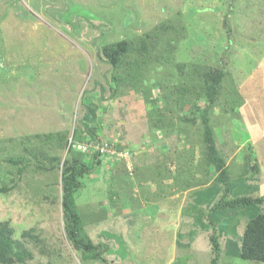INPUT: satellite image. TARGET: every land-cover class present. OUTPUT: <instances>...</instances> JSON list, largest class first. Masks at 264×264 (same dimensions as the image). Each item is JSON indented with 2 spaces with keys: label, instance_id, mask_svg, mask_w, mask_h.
<instances>
[{
  "label": "rangeland",
  "instance_id": "rangeland-1",
  "mask_svg": "<svg viewBox=\"0 0 264 264\" xmlns=\"http://www.w3.org/2000/svg\"><path fill=\"white\" fill-rule=\"evenodd\" d=\"M182 15L184 29L178 26ZM167 22L176 26L161 36L162 51L170 47L171 36L187 35L176 41L170 57L160 53L146 67L151 82L165 77L180 84L161 85L163 94L197 84L198 71L209 66L225 71L210 121L228 163L225 185L202 182L208 171L200 116L190 125L187 143L172 134L162 146L168 152L162 151L147 138L151 104L124 83L118 91L108 83L111 65L101 60L99 47L130 39L138 48L146 34ZM157 88L151 95L156 99ZM87 96L99 105V139H110L112 151L129 152L123 161L111 151L98 156L100 164L82 176L75 194L85 229L100 243L101 254L88 259L64 235L60 168L45 171L29 162L21 179L16 178L17 187L0 194V219L12 224L15 236L34 228L42 239L26 241L34 254L26 264H211L212 232L220 243L219 264H264L239 253L245 225L264 210V202L212 209L224 187L230 199L264 196V0H0V185L6 177H16L5 158L28 156L32 148L23 137L60 130L71 139L75 128L84 130L80 102ZM199 104L203 107V100ZM84 142L74 147L93 164L95 145L90 142L89 152H84L79 146ZM182 145L191 147L187 163L175 169L170 159L180 156ZM54 152L64 158L67 150ZM257 156L262 167L255 172L247 161L250 157L253 164ZM8 169L14 172L9 175ZM173 174L177 181L171 194L188 190L183 192L186 201L179 195L151 197L149 189L162 188L150 187L152 182Z\"/></svg>",
  "mask_w": 264,
  "mask_h": 264
},
{
  "label": "trees",
  "instance_id": "trees-1",
  "mask_svg": "<svg viewBox=\"0 0 264 264\" xmlns=\"http://www.w3.org/2000/svg\"><path fill=\"white\" fill-rule=\"evenodd\" d=\"M184 22L185 18H183L182 15L180 23L178 22V26L180 24L182 29L185 28L183 25ZM171 26L175 28L176 25L173 26L170 22H167L164 27L158 28L159 30H154L146 34L147 36H144L140 40L141 44H138V48L133 46V41L130 39H121L110 44H104L98 49L99 57L101 60L111 65V69H107V71H112L108 78V83L112 90H117V88L120 90L121 85L124 83L126 88L143 94L146 101L151 104V109H149V116L151 119L149 129L151 132L149 131L147 138L150 139L152 143H159V147L162 151L168 152V150L162 146L165 144L166 139L171 138L172 134L177 136L183 143H187L191 138L190 125L195 122L197 116L201 117L202 152L207 167H204V169L208 171L207 176H203L204 180H202V182L206 185L212 180L213 182L218 181L222 185H225L227 182L226 180L229 178L227 160L221 155L217 147L213 124L210 122L212 120L211 110L213 111L215 108L216 102L221 94L222 81L225 77L224 69L218 66H209L207 69L202 71L199 70L198 76L200 80L197 84H195V82L189 88L179 89L178 92H175L173 89H168L169 91H166L165 94L161 92V85H164V87L167 86V84L168 86H172L175 84V79L173 80L172 78V82L168 83V80H165L164 77L163 80L153 79L151 82L150 78L146 76V67L152 63L153 59L155 60L158 56L160 57V53L170 57L175 50L176 41L178 40L179 42L180 36L186 37L187 35V33H180L178 36H171L172 38L167 39V43L170 47L162 51L159 49L161 36L165 33L167 34ZM181 68L182 66L180 69ZM180 76L185 78L186 75L184 72H181ZM148 81L150 82L148 83ZM175 85L180 86L179 83ZM115 86L116 89H114ZM156 87H158L155 91H158L156 95L158 99L151 96L152 91ZM101 88L102 91L106 90V86L103 84H101ZM159 99H161L160 102H162V104L158 101ZM201 100H203L204 103V106L202 105L203 107L199 104ZM82 101L83 102L80 103H83L82 108L84 111L80 120L85 124L84 130L81 131V128H75L71 139L67 135V132L60 130L48 133H34L23 137V142H27L28 144L26 145L32 148L27 149L28 156H9L5 158L7 162L16 169V177L15 179L10 176L6 177V180L0 185V194H6L17 187L19 181H16V178L17 180L21 179L22 174L29 166V162L33 164L34 168L45 171L57 165L61 170L60 183L62 191L59 201H61V210L63 214L64 235L73 247L82 249L84 251H82L84 256L91 259L100 256L101 252L98 250L100 243H95L87 233L83 216L76 203L75 194L82 186V176L85 173H89L94 164H100L101 161H99L98 158L100 154L95 150L93 154L95 157L93 164L89 163L84 159V153L75 149L74 143L85 139V142L89 141L96 146L98 142L105 139H99V132L101 130L98 128H100L99 123H101V121H99L98 103L89 99L88 96L86 98L84 97ZM83 132H86L88 136H84ZM158 132H161L162 135L157 136ZM34 139L41 142L39 146L33 143ZM44 146L46 147L45 150L43 149ZM181 147L182 149L178 151L180 156L177 159H170L173 164H176L174 165L176 166L175 169L178 167L182 168L183 165H186V152L190 151L191 148L190 145H182ZM58 148L67 150L64 158L57 152L51 153L52 150L55 151ZM190 155L192 154L190 153ZM190 155L188 156L189 160L192 159ZM249 160L247 163L250 165L249 167L251 170L258 172V164L256 162L250 164ZM199 165H197V169H200ZM188 169H190V167ZM165 170H168L169 175H171V170L167 169V166ZM12 172H14V170H7L9 175ZM184 172L185 169L182 172L179 171V177L183 176ZM175 176L174 174L169 177L163 176L162 179L158 180V184L163 183L164 185L165 179H171L172 182L169 184V187L164 186L163 190H167L166 194H171L175 191L176 187L174 185L177 181L175 180ZM172 186H174V191ZM163 193L165 194V192ZM45 195V199L48 200L50 194L46 193ZM228 196L229 189L228 187H224L222 197L212 209L221 210L226 207L246 206L256 203L262 204L264 202V196L254 197L242 195L233 199L227 198ZM15 235L12 224L8 220L0 219V264H26L27 261L34 258V254L27 246L26 241L32 240L33 242H40V240H42L38 233L35 232L34 228L25 229L22 232V237H16ZM209 240L212 254L211 264H219L220 243L218 242L219 239L217 234L215 232L210 233ZM239 253L244 259L264 262V210L247 221L241 235ZM91 254L92 257L89 256Z\"/></svg>",
  "mask_w": 264,
  "mask_h": 264
},
{
  "label": "crops",
  "instance_id": "crops-1",
  "mask_svg": "<svg viewBox=\"0 0 264 264\" xmlns=\"http://www.w3.org/2000/svg\"><path fill=\"white\" fill-rule=\"evenodd\" d=\"M251 149H252V153H253V152L256 153L255 149L253 150V147H251ZM155 151H156V149H155ZM155 151H154V152H155ZM148 152H149V155H150L152 151H148ZM257 152H258V151H257ZM252 153H250V154H252ZM256 154H257V153H256ZM252 157H253V156H252ZM258 160H259V159H258V156H257V161H256L257 164H258ZM227 165H228V163H227ZM261 167H262V166L259 165V171L261 170ZM214 177H215V175H214ZM171 182H172L171 179H165V180H164V185H163V183H162V184H160V183L158 184V181H157L156 183H155V182H152V184L150 185V187H152V186H157V185H162V188H161V190H157V189H149L148 191L151 193V195H152L151 197H155V196H159V197H168V196H169V198H171V197L174 198L175 195H176V196L179 195L180 198H183V200H182L181 202H182V203L185 202L186 199H187V197H186L185 194L187 193L188 190H184V191H183L185 194H184L183 192L180 191L179 194H174V195H172V194H166V191H167V190H165V191L163 190V189H164V186L169 187V184H171ZM212 182H213V181L210 180V182H209L208 184H206V185H209V184H211ZM156 192H159L160 195H159V194H155V195L153 194V193H156ZM163 192H165V194H164ZM182 194H184V195H182ZM180 195H181V196H180ZM147 196H148V195H147ZM153 199H154V198H153ZM151 201H152V200H151ZM159 208H162V207H159ZM243 231H244V230H243ZM193 240L195 241V240H196V237H195ZM188 243H190V242L187 241L185 245L188 246ZM230 244H231V243H230ZM231 246H233V245L231 244ZM235 247H236V246H235ZM239 247H240V245H239ZM230 250H231L230 247L227 248V249H225L226 252H230Z\"/></svg>",
  "mask_w": 264,
  "mask_h": 264
},
{
  "label": "built area",
  "instance_id": "built-area-1",
  "mask_svg": "<svg viewBox=\"0 0 264 264\" xmlns=\"http://www.w3.org/2000/svg\"><path fill=\"white\" fill-rule=\"evenodd\" d=\"M82 144H83L82 146L81 145H79V146L83 148L84 152L85 151L86 152H89V149L88 148L90 146V142L88 141V142H84ZM112 148H113L112 143L109 140H106V139L103 140V141L98 142L96 144V146H95V150H97L99 152L100 156L106 155L109 151H111V153L113 155L117 156L119 160L120 159L123 160V157H124V153L125 152L129 153L127 151V149H124L123 152H121V151L120 152H117L116 150L112 151ZM115 153H117V154H115ZM125 160H129V159L126 158Z\"/></svg>",
  "mask_w": 264,
  "mask_h": 264
},
{
  "label": "clouds",
  "instance_id": "clouds-1",
  "mask_svg": "<svg viewBox=\"0 0 264 264\" xmlns=\"http://www.w3.org/2000/svg\"><path fill=\"white\" fill-rule=\"evenodd\" d=\"M123 161V160H122Z\"/></svg>",
  "mask_w": 264,
  "mask_h": 264
}]
</instances>
